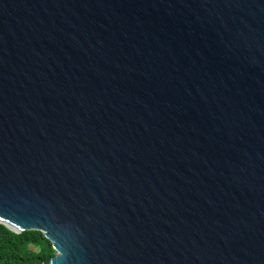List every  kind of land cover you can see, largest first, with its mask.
<instances>
[{
  "label": "water",
  "instance_id": "1",
  "mask_svg": "<svg viewBox=\"0 0 264 264\" xmlns=\"http://www.w3.org/2000/svg\"><path fill=\"white\" fill-rule=\"evenodd\" d=\"M0 224L48 264H264V0H0Z\"/></svg>",
  "mask_w": 264,
  "mask_h": 264
},
{
  "label": "trees",
  "instance_id": "2",
  "mask_svg": "<svg viewBox=\"0 0 264 264\" xmlns=\"http://www.w3.org/2000/svg\"><path fill=\"white\" fill-rule=\"evenodd\" d=\"M54 255L51 242L41 232L17 234L0 224V264H48Z\"/></svg>",
  "mask_w": 264,
  "mask_h": 264
}]
</instances>
